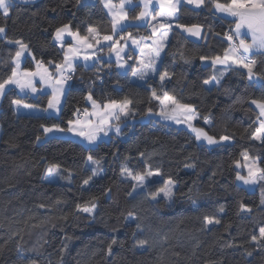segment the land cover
Listing matches in <instances>:
<instances>
[{
  "label": "trees",
  "instance_id": "obj_1",
  "mask_svg": "<svg viewBox=\"0 0 264 264\" xmlns=\"http://www.w3.org/2000/svg\"><path fill=\"white\" fill-rule=\"evenodd\" d=\"M128 12L130 17L136 15L139 5ZM179 16L180 24L203 25L204 38L195 40L173 28L160 69L172 74L164 90L195 104L201 117L210 116L211 127L203 119L198 127L217 138L231 135L233 140L209 147L196 141L186 127L157 118L144 120L149 107L152 114L160 110L158 101L150 102L152 89L160 94L159 77L135 83L130 79L131 67L120 72L114 61L99 60V73L93 63L87 67L77 63L59 119H49L52 114L46 113H17L13 100L44 108L47 96L22 95L15 87L7 88L0 97V264H264V251L251 241L264 226V183L246 190L236 182L233 163L247 150L264 166V143L250 138L258 114L251 100L264 97V88L250 84L244 69H229L219 86L207 88L203 81L215 70L203 65L200 56L223 54L229 44L224 34L233 22L209 8L194 11L192 6H182ZM65 23H71L81 35H87L90 27L101 35L112 33L111 21L99 1L77 5L76 0H14L9 15L0 14V26L6 28V35L0 36V81L10 75L16 51L7 40L29 44L31 56L24 59L23 68H34L33 56L46 64L60 62L63 52L53 34ZM124 32L147 34L143 25H131ZM252 58L264 75V56ZM89 91L98 101H132L133 115L122 117L121 135L111 134L92 145L56 135L36 142L42 135L41 124L66 121L75 108H88L84 97ZM141 152L146 157L152 154L148 163L153 169L161 168V174L149 178L148 189L132 193L134 181L122 178L120 169L130 157L129 167L144 171ZM89 155L102 160V171L82 190L83 179L90 175ZM47 163L71 170L73 178L45 180ZM169 176L176 181L171 200L162 194L156 201L145 198ZM93 196L97 198L94 222L86 214L74 215L76 205ZM42 203L47 210L38 207ZM241 203L252 211L241 212ZM221 207L222 214L218 212ZM204 215H217L221 223L208 230L202 222ZM13 232L19 235L9 239ZM113 238L123 243L114 245L112 254L106 255ZM137 239H149L154 247L134 248ZM229 242L243 247H229Z\"/></svg>",
  "mask_w": 264,
  "mask_h": 264
},
{
  "label": "snow or ice",
  "instance_id": "obj_2",
  "mask_svg": "<svg viewBox=\"0 0 264 264\" xmlns=\"http://www.w3.org/2000/svg\"><path fill=\"white\" fill-rule=\"evenodd\" d=\"M153 2L159 6V10L155 14H153L151 8ZM76 3L81 5L82 0H76ZM101 3L108 9V13L111 16L112 34L101 35L96 29L90 27L87 35H81L79 29L73 30L71 23L56 27L53 39L59 43L60 50L63 52L60 62L48 61L46 64L42 60H35L33 56L35 68L22 69L21 57L26 53L31 54L29 44L23 40H7L8 44L15 46L16 51L11 57L13 66L10 75L0 81V97L5 94L9 86H15L25 94L42 93L47 96V105L44 108L26 104L23 100H13L12 104L16 106L17 110L20 108L37 109L40 112L53 113L54 115L48 117L49 119H59L64 99L68 94L69 81L73 79L77 63L82 59L86 67L89 66L87 64L88 61H92L95 64L102 59L98 53H102L104 48L107 47L109 56L115 55L117 68L131 67L133 77H137L142 81L154 76L159 77L160 94H158L157 89H152L150 102L151 100L159 102L160 110L158 115L162 120L186 125L191 130L196 141L206 142L208 146H218L231 142L233 140L231 135H221L217 138L214 135H210L205 127H198L197 122L201 119H203L205 126L211 127L213 122L210 116L201 117L195 104L184 102L182 98L171 95L164 90V84L171 79L172 74L167 70H160L163 63L161 53L165 51L170 42V33L173 31L174 24L177 30H182V33L186 32L193 37L204 38L203 25H185L178 22L182 6H192L194 11L209 8L210 11L216 14L231 17L233 24L230 26L229 32L224 34L229 47L223 50V55L200 56L201 61H210L214 70L217 65L223 67V71H219L218 75L214 74L209 79L204 80L203 84L205 86H219L229 69H244L250 84L264 88V75L258 71L259 62L252 58L253 56H264V0H140L143 7L136 15L131 17L126 10V6L132 5L133 0H120L118 5L114 4L113 0H101ZM13 6L14 0H0V14L7 17ZM130 21L148 23L151 29L150 36L137 39L131 32H124V28L131 26ZM4 35H6V28L0 26V36ZM133 46L135 47L133 48ZM137 48L140 51V55L135 58V65H130L128 62L134 58L126 49L135 51ZM101 68L102 66L97 67V73H99ZM37 85L40 87H37ZM84 99L90 102L91 111L88 108L83 110L75 108L72 112V117L66 121L61 120L60 123H52L50 125L41 124L42 135L36 137V142H40L52 133H71L84 138L91 145L97 143L102 136H108L110 133H114L117 136L122 134L120 126L122 117L133 115L130 107L132 101L130 99L98 101L94 99L91 91L87 93ZM251 104L256 106L258 114L255 121L257 126L250 133V138L264 143V97L252 99ZM147 114H152L151 107L148 108ZM151 156L152 154H149L146 157L145 153H140L139 158L145 164V170L142 172H134L129 167L128 161L131 159L130 157L126 158L125 163L122 164L120 169L121 177L134 181L133 191L136 189L141 191L148 189L149 178L161 174V168L153 169L152 165L148 163ZM240 157L241 159L233 161L238 169L236 171V180L244 185L264 183V166H261L260 158L252 157L247 150L241 151ZM86 162L89 164L90 175L83 179L82 190H85L102 171V160L94 159L92 155H89L86 158ZM240 169H246V174H241ZM44 175L50 179L71 180L73 178L71 170L63 169L61 165L56 163H48L44 169ZM175 187L176 181L169 176L164 180L162 186L156 188L155 191H148L145 198L156 201L162 194L163 198L171 200L175 195ZM110 191L109 189L108 192ZM96 199L93 196L82 204H77L74 215L86 214L94 222L97 209ZM60 202L57 199L55 203L59 204ZM261 203L264 204V200ZM38 207L47 210V206L43 203L38 205ZM240 211L250 213L252 209L241 203ZM218 212L222 214L224 208L221 207ZM64 219H67V217H64ZM202 222L208 230H210L209 226L214 227L221 223L217 215H204ZM136 227L139 231H143L140 224H137ZM18 235L19 233L13 232L9 239ZM166 239L167 237H165ZM251 241L256 242L257 247L264 251V226L259 227V236L253 235ZM118 243L122 244L123 242L113 238L107 245L106 255H111L113 246ZM227 246L243 247V245L231 242ZM133 247L151 250L154 244L150 243L149 239H137ZM66 248L67 245L61 252L65 251ZM177 255L179 254L177 253ZM246 255L252 256L253 252L246 251ZM31 264H36V262L32 261ZM209 264H213V262H209Z\"/></svg>",
  "mask_w": 264,
  "mask_h": 264
},
{
  "label": "crops",
  "instance_id": "obj_3",
  "mask_svg": "<svg viewBox=\"0 0 264 264\" xmlns=\"http://www.w3.org/2000/svg\"><path fill=\"white\" fill-rule=\"evenodd\" d=\"M23 1H25V0H23ZM26 1H28V0H26ZM83 2H95V1H99L100 2V4H101V6L103 7V9L105 10V12H106V14H107V16L109 17V19H110V21H111V16L109 15V13H108V9L107 8H105L104 7V5H103V3H101V0H82ZM113 3L114 4H119L120 3V0H113ZM135 4H138L139 5V11L141 10V8L143 7V5L140 3V0H133V4L132 5H130V6H126V10L128 11L129 10V8L130 7H132L133 5H135ZM151 8H152V10H153V14H155V12L156 11H158L159 10V6L158 5H156L155 4V2H153V4L151 5ZM129 13V12H128ZM131 25H135V26H145L146 27V30H147V34L146 35H133V36H135L137 39H139L140 37H144V38H147V37H149L150 36V34H151V29H150V27H149V25H148V23H146V22H144V21H130L129 22ZM111 28H112V26H111ZM173 28H175V24L173 25ZM124 30H125V28H124ZM182 31V30H181ZM185 35H187L188 37H190V38H192V39H195V40H200V39H202V38H199V37H193V36H191V35H189L188 33H186V32H183ZM112 34V33H111ZM69 40H70V38H68ZM54 40V39H53ZM56 42V41H55ZM57 44H59L58 42H56ZM135 46H133V48H134ZM229 47V44H228V46H227V48ZM126 51H128L129 52V54L130 55H132L133 56V62H132V64L133 65H135V58L136 57H138L139 55H140V51H139V49L137 48V49H135V51H132L131 49H126ZM163 53L164 52H162L161 53V56H163ZM98 55H100L102 58H103V60H107V61H114L115 62V60H116V58H115V55L114 54H112L111 55V57L109 56V52H108V48L107 47H105L104 48V51L102 52V53H98ZM223 55V54H222ZM31 55L30 54H28V53H26L23 57H21V68L23 69V62H24V59L26 58V57H30ZM125 59H126V57H125ZM202 62V64L203 65H211V62L210 61H201ZM78 63H82L84 66H85V62L82 60V59H80V61L78 62ZM93 62L92 61H88L87 62V64L88 65H91ZM129 63V62H128ZM130 64V63H129ZM117 67V66H116ZM34 68H35V64H34ZM33 68V69H34ZM127 68L128 67H126V68H117L120 72H125L126 70H127ZM221 69H222V71H223V67L222 66H219V65H217L216 66V69H215V73L214 74H216V75H218L219 74V71H221ZM154 77H157V76H154ZM154 77H151V78H154ZM130 79H131V81H133V82H135V83H144L145 81H142V80H140V79H138L137 77H133V75H132V69H131V75H130ZM9 87H15V86H9ZM8 87V88H9ZM37 87H40L39 85H37ZM15 88H17V87H15ZM18 90H19V92L22 94V95H29V96H35V95H37V94H32V93H29V94H25L24 92H21L20 91V89L19 88H17ZM87 102V101H86ZM87 104H88V109H89V111H91V104H90V102H87ZM253 105V104H252ZM253 107H255V109L258 111V109L256 108V106L255 105H253ZM16 110V112L17 113H23L24 111V108H20L19 110H17V109H15ZM42 113H45V112H42ZM49 114H52V115H54L53 113H49ZM145 118H157V119H160V120H162L160 117H159V115L158 114H151V115H147V117L145 116ZM163 121V120H162ZM167 122H169V121H167ZM170 122H172V121H170ZM125 123H123V124H120V126H121V129H122V126L124 125ZM175 124V123H174ZM177 125V124H176ZM179 126H182V127H185L184 126V124H178ZM111 134H114V133H110L108 136H102L100 139H99V141L100 140H103V139H107L108 137H110V135ZM72 137H79V136H76V135H72ZM199 142V141H198ZM200 143H202V142H200ZM204 144H206V142H204ZM87 145H90L88 142H87ZM92 145V144H91ZM207 145V144H206ZM208 146V145H207ZM210 147V146H209ZM243 162V161H242ZM244 171H245V174H246V169H244Z\"/></svg>",
  "mask_w": 264,
  "mask_h": 264
},
{
  "label": "rangeland",
  "instance_id": "obj_4",
  "mask_svg": "<svg viewBox=\"0 0 264 264\" xmlns=\"http://www.w3.org/2000/svg\"><path fill=\"white\" fill-rule=\"evenodd\" d=\"M102 60H103V58H102ZM97 63V65H98V67L100 66V64H101V61H98V62H96ZM97 69V67L95 66L94 67V70H96ZM158 77V76H157ZM154 78H156V77H154ZM207 88H210V87H212V86H206ZM25 103V102H24ZM26 104H28V103H26ZM14 107H15V109H17L16 108V106L14 105ZM38 108H41V107H38ZM24 112L23 113H38V114H40V113H42V112H40V111H38L37 109H26V108H24V110H23ZM46 114H49V113H46ZM147 117V116H146ZM143 119L144 120H147L148 118H145V117H143ZM164 122H167V121H165V120H163ZM167 123H170V124H174V122H167ZM174 125H176V124H174ZM177 126H179L178 124H177ZM185 126V125H184ZM186 127V126H185ZM187 128V127H186ZM190 130V129H189ZM190 132H191V130H190ZM53 135H56V136H64V137H72V135L73 134H71V133H52V134H49V136H53ZM48 136V137H49ZM47 138V137H46ZM77 139H79L81 142H83L84 144H87V141L84 139V138H82V137H76ZM43 139H45V138H43ZM42 139V140H43ZM41 140V141H42ZM40 141V142H41ZM214 146V145H213ZM48 164V163H47ZM47 164L45 165V167L47 166ZM86 164L89 166V164L86 162ZM44 175V174H43ZM44 179L45 180H47V181H57L58 180V178H56V179H50L49 177H46L45 175H44ZM236 182L239 184V185H242V186H244L245 188H246V190H248V191H252V190H254L255 189V186H256V184H253V185H244L242 182H240V181H237L236 180ZM138 190H140V189H136L135 191H132V193H134V192H136V191H138Z\"/></svg>",
  "mask_w": 264,
  "mask_h": 264
},
{
  "label": "built area",
  "instance_id": "obj_5",
  "mask_svg": "<svg viewBox=\"0 0 264 264\" xmlns=\"http://www.w3.org/2000/svg\"><path fill=\"white\" fill-rule=\"evenodd\" d=\"M230 20H232V18L231 17H228ZM229 30H230V27H228L227 29H226V32L225 33H227V32H229ZM224 37H225V35H224ZM225 39H226V37H225ZM227 40V39H226ZM94 67L96 66V67H98V65H97V63H93L92 64ZM69 84H70V81H69Z\"/></svg>",
  "mask_w": 264,
  "mask_h": 264
},
{
  "label": "water",
  "instance_id": "obj_6",
  "mask_svg": "<svg viewBox=\"0 0 264 264\" xmlns=\"http://www.w3.org/2000/svg\"><path fill=\"white\" fill-rule=\"evenodd\" d=\"M242 163V162H241ZM234 169L235 171H237L238 169L236 168L235 164H234ZM241 170V174L243 173V169H240Z\"/></svg>",
  "mask_w": 264,
  "mask_h": 264
}]
</instances>
